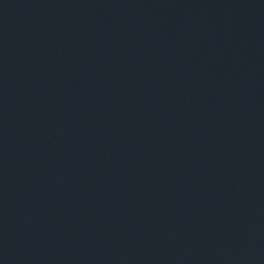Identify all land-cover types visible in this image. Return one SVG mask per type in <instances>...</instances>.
<instances>
[{"label":"water","instance_id":"1","mask_svg":"<svg viewBox=\"0 0 264 264\" xmlns=\"http://www.w3.org/2000/svg\"><path fill=\"white\" fill-rule=\"evenodd\" d=\"M0 264H264V0H0Z\"/></svg>","mask_w":264,"mask_h":264}]
</instances>
